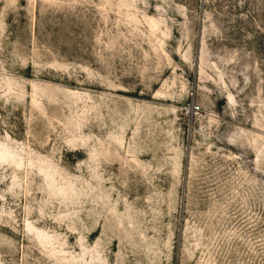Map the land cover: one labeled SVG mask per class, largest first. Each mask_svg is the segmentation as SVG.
Here are the masks:
<instances>
[{
  "label": "rangeland",
  "instance_id": "obj_1",
  "mask_svg": "<svg viewBox=\"0 0 264 264\" xmlns=\"http://www.w3.org/2000/svg\"><path fill=\"white\" fill-rule=\"evenodd\" d=\"M0 264H264V0H0Z\"/></svg>",
  "mask_w": 264,
  "mask_h": 264
}]
</instances>
